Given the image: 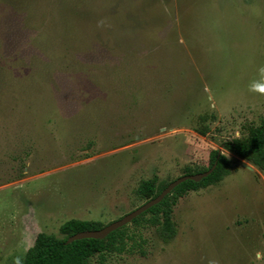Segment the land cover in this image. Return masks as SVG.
I'll return each mask as SVG.
<instances>
[{
  "label": "rangeland",
  "instance_id": "374dc122",
  "mask_svg": "<svg viewBox=\"0 0 264 264\" xmlns=\"http://www.w3.org/2000/svg\"><path fill=\"white\" fill-rule=\"evenodd\" d=\"M261 89L264 0H0V264L213 149L232 171L179 198L171 242L141 227L145 255L92 264H264V170L224 147L264 119Z\"/></svg>",
  "mask_w": 264,
  "mask_h": 264
},
{
  "label": "trees",
  "instance_id": "16d2710c",
  "mask_svg": "<svg viewBox=\"0 0 264 264\" xmlns=\"http://www.w3.org/2000/svg\"><path fill=\"white\" fill-rule=\"evenodd\" d=\"M211 117L212 115L208 113L199 115L201 127L198 130L201 134L208 133L209 128L205 122ZM224 147L264 170V119L259 125L251 126L247 134L224 142ZM209 158V167L206 170L217 162L211 174L200 181L188 179L180 183L161 202L150 207L129 224L112 231L105 238H83L67 242L70 236L80 231L96 230L106 225L98 220L73 218L61 225L60 231L63 237L48 232L38 233L34 244L18 264H92L96 256L99 257L100 263H104L106 255L110 253L139 251L145 255L143 243L146 240L138 232L141 227H153L164 242H171L177 234L173 211L179 198L190 191H197L221 182L232 171L231 160L221 150L213 149ZM196 172L200 171L187 167L184 174ZM171 181H159L157 177L143 180L137 188V194L147 201L160 194Z\"/></svg>",
  "mask_w": 264,
  "mask_h": 264
},
{
  "label": "water",
  "instance_id": "95a60500",
  "mask_svg": "<svg viewBox=\"0 0 264 264\" xmlns=\"http://www.w3.org/2000/svg\"><path fill=\"white\" fill-rule=\"evenodd\" d=\"M217 162L214 163V165L209 168L208 170L196 172L193 174H184L181 175L174 180H172L163 190L160 194H158L156 197L151 198L135 208L134 210L128 212L127 214L123 215L121 218L114 220L105 226H103L100 229L96 230H85L80 231L72 236H70L67 240V242H73L74 240L83 239V238H105L108 234H110L112 231L129 224L134 218L148 210L150 207L154 206L155 204L161 202L164 197L168 194H170L173 189L178 186L180 183L191 179L194 181H200L209 174H211L214 169L216 168Z\"/></svg>",
  "mask_w": 264,
  "mask_h": 264
},
{
  "label": "clouds",
  "instance_id": "9594fccd",
  "mask_svg": "<svg viewBox=\"0 0 264 264\" xmlns=\"http://www.w3.org/2000/svg\"><path fill=\"white\" fill-rule=\"evenodd\" d=\"M262 91H264V89H261Z\"/></svg>",
  "mask_w": 264,
  "mask_h": 264
}]
</instances>
